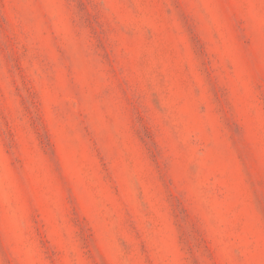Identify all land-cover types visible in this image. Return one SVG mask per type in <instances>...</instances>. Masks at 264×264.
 <instances>
[{
	"label": "rangeland",
	"instance_id": "rangeland-1",
	"mask_svg": "<svg viewBox=\"0 0 264 264\" xmlns=\"http://www.w3.org/2000/svg\"><path fill=\"white\" fill-rule=\"evenodd\" d=\"M0 264H264V0H0Z\"/></svg>",
	"mask_w": 264,
	"mask_h": 264
}]
</instances>
